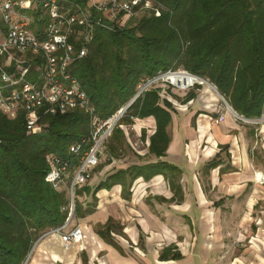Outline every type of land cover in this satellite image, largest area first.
Here are the masks:
<instances>
[{
	"label": "crops",
	"instance_id": "crops-1",
	"mask_svg": "<svg viewBox=\"0 0 264 264\" xmlns=\"http://www.w3.org/2000/svg\"><path fill=\"white\" fill-rule=\"evenodd\" d=\"M159 88L173 105L166 155L152 151L154 117L120 124L80 187L83 239L48 232L31 264H264V115L217 123L208 83Z\"/></svg>",
	"mask_w": 264,
	"mask_h": 264
},
{
	"label": "trees",
	"instance_id": "trees-1",
	"mask_svg": "<svg viewBox=\"0 0 264 264\" xmlns=\"http://www.w3.org/2000/svg\"><path fill=\"white\" fill-rule=\"evenodd\" d=\"M72 1L85 6L89 0ZM151 1L155 9L136 25L135 17L122 28L97 25L88 55L74 67L98 118L107 119L127 106L144 81L182 70L216 85L238 114L261 118L264 0ZM94 18L111 24L96 10ZM148 117L157 122L152 151L165 156L173 105L154 85L136 99L119 125ZM91 119L80 109L45 115L47 125L29 135L24 113L10 119L0 111V264H25L43 235L66 224L68 190L56 189L46 177L55 156L79 166L80 158L70 147L90 135ZM119 125L113 136L122 135ZM75 202L74 218H81L85 212L79 199Z\"/></svg>",
	"mask_w": 264,
	"mask_h": 264
},
{
	"label": "built area",
	"instance_id": "built-area-1",
	"mask_svg": "<svg viewBox=\"0 0 264 264\" xmlns=\"http://www.w3.org/2000/svg\"><path fill=\"white\" fill-rule=\"evenodd\" d=\"M145 5H152V1L89 0L85 6L72 0L0 1V111L10 119L24 113L29 135L43 130L47 125L43 121L45 115L80 109L92 118L90 135L70 147L71 153L80 158L79 166L55 156L46 177L58 190L66 186L71 198L68 218L72 217L71 222L49 232L65 246L81 241L84 236L82 226L70 227L76 210V188L92 178L105 145L128 110L125 106L109 118L99 119L90 96L74 74V67L88 55L97 25L110 29L125 27ZM38 7L45 15L37 12ZM94 10L105 15L111 24L96 20ZM44 16L50 21H44ZM173 74L193 76L196 80L176 81L170 78ZM161 80H172L173 86L183 90L206 83L188 71H168L144 81L140 95ZM220 98L217 123L223 122L231 111L226 98ZM73 169L75 172L70 176Z\"/></svg>",
	"mask_w": 264,
	"mask_h": 264
},
{
	"label": "rangeland",
	"instance_id": "rangeland-1",
	"mask_svg": "<svg viewBox=\"0 0 264 264\" xmlns=\"http://www.w3.org/2000/svg\"><path fill=\"white\" fill-rule=\"evenodd\" d=\"M153 9H155V6H154V4H153V2H152V5H149L148 7L145 5V7H143L142 9H140L139 11H138V13L136 14V16H135V21L133 22V24L132 25H136L138 22V20H140L142 17H144L145 15H149L150 13H151V10H153ZM37 12H42L44 15H45V11L41 8V7H38V11ZM32 13V12H31ZM137 20V21H136ZM44 21H50L49 20V17H45L44 16ZM171 79H173V80H176L177 81V78L175 77V76H171L170 77ZM172 80H164V81H159V82H157L154 86H156V87H167V86H169L170 87V89H173V88H176L175 86H173L170 82H171ZM200 82H202L201 80H200ZM203 85V84H202ZM196 86V85H195ZM194 86V87H195ZM133 139H134V137H133ZM105 148H106V145H105V147H104V151H103V155L101 156V162H103V161H105V160H107L108 159V153L106 152V150H105ZM101 162H100V164H101ZM99 164V165H100ZM98 165V166H99ZM97 166V167H98ZM77 167V166H76ZM94 171V170H93ZM75 172V169H73L72 170V172H71V174H70V176H72L73 175V173ZM93 176V175H92ZM83 186V185H82ZM81 186H79V187H77V189H76V194H75V198H77V199H79V200H82V196H80L78 193H77V191H78V189L80 188ZM64 188H66V186L64 187ZM73 224H79L80 225V222H79V220L78 219H74V223ZM40 240L41 239H39L37 242H36V244H35V246H34V249H36V246L38 245V243L40 242ZM32 257H31V259L32 258H34L35 257V250H33V253H32ZM31 261V263H32V260H30ZM30 262H29V264H31Z\"/></svg>",
	"mask_w": 264,
	"mask_h": 264
},
{
	"label": "water",
	"instance_id": "water-1",
	"mask_svg": "<svg viewBox=\"0 0 264 264\" xmlns=\"http://www.w3.org/2000/svg\"><path fill=\"white\" fill-rule=\"evenodd\" d=\"M194 76L197 77V78L203 79L206 83H208V84L211 85L214 89H216V91L220 94V96H223V95L219 92V90H218V88L216 87V85H214V84H213L212 82H210L208 79H204V78H201V77L196 76V75H194ZM139 96H140V93H138V94L134 97V99H133V100H132V101H131L126 107H125V109H129L130 106L136 101V99H137ZM228 105H229L230 110H231L235 115H237V116H241V115H239V114L234 110V108L230 105L229 102H228ZM71 219H72V217L67 221V223H70V222H71ZM67 223H66V224H67ZM33 250H34V248H33ZM33 250L31 251V253H30L28 259H27L26 262H25V264H27V263L29 262V259H30L31 255H32Z\"/></svg>",
	"mask_w": 264,
	"mask_h": 264
},
{
	"label": "bare ground",
	"instance_id": "bare-ground-1",
	"mask_svg": "<svg viewBox=\"0 0 264 264\" xmlns=\"http://www.w3.org/2000/svg\"><path fill=\"white\" fill-rule=\"evenodd\" d=\"M171 76H182V78L184 77V75H182V74H173V75H171ZM170 76V77H171ZM185 79H188V80H193V81H195L196 80V78H194L193 76H189V77H184ZM202 81V80H201Z\"/></svg>",
	"mask_w": 264,
	"mask_h": 264
}]
</instances>
